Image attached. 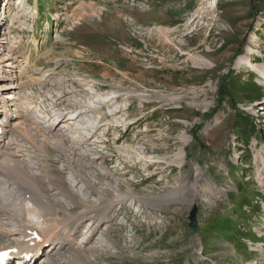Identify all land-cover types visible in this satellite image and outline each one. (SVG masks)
Listing matches in <instances>:
<instances>
[{"label": "rangeland", "instance_id": "rangeland-1", "mask_svg": "<svg viewBox=\"0 0 264 264\" xmlns=\"http://www.w3.org/2000/svg\"><path fill=\"white\" fill-rule=\"evenodd\" d=\"M0 51V120L20 83L16 148L92 204L34 187L77 210L92 263L264 264V78L235 65L264 66V0H0ZM16 186L0 226L41 225Z\"/></svg>", "mask_w": 264, "mask_h": 264}, {"label": "bare ground", "instance_id": "bare-ground-1", "mask_svg": "<svg viewBox=\"0 0 264 264\" xmlns=\"http://www.w3.org/2000/svg\"><path fill=\"white\" fill-rule=\"evenodd\" d=\"M8 56L10 57V55ZM6 58L8 57L2 56V52L0 51V64H4V59ZM242 64H247L251 69L257 72L261 78H264L263 65L253 64L245 59L244 55H239L235 60V65L241 66ZM6 66L13 67L12 63L2 65V73L9 72L4 68ZM1 78L2 76H0V79ZM7 88L12 90L3 94L4 99L2 100L1 106L5 117L4 119L0 120V185L9 181L16 183V187L21 188L22 190L23 202L29 208L28 211L34 212L36 214V217L40 221L41 225L36 226L32 219L28 221L21 219L18 228L14 231L6 228V225L3 227L0 226V238L2 239L0 240V258H8L10 254H16V257H21L24 256V254H26L28 251H32L31 258H24L22 264H39V259L41 263L44 262L47 264L46 260L51 258V254L64 246H70L72 243H74L72 245V255L65 256L64 263L67 262L69 264V262H74V260H76L81 264H94L91 262L87 254V251H89L93 246L89 247L85 244H80L76 240L79 226L75 225L80 222H76L74 228L72 229H70L68 227V223L65 222L67 220L76 219L78 216L77 210L71 208V206L68 208L61 198L55 197L54 199H49L47 197L49 202H45L44 198L41 197L37 191H35L34 187L36 186L41 193H45L48 196V184H50L53 186V189H55L57 192H60V195L65 198L66 202L68 201L70 205L75 204L78 209H80L79 207H91L92 204L84 202L83 205H80L76 200L77 196L74 192V189L66 185L65 180H50L47 183L45 178L48 177V175L45 177H40L28 170L27 163L23 160V152H25L27 149L24 148V146L16 148V146H18L19 140L11 133V129L14 127L13 124L16 125L19 123V121H17V123H12L14 121L12 118H22V115H20L17 110L18 107L15 108L16 104L13 103L15 100H17L21 85L20 83L12 84L8 87L1 88V90ZM103 100L105 101L107 98L105 97ZM71 118L75 117H69V119ZM7 134H10L8 136H13L8 138ZM4 137L8 139L4 141ZM27 194H29L27 197L28 199H26ZM128 195L129 194L127 192L116 195V197H119L120 200H124L126 196L128 197ZM0 196L3 199L5 198V194L1 191ZM2 204L4 203H2L0 200V205ZM24 208L25 207L22 206V210H24ZM80 212H85L83 216H80L84 218L88 216L87 210H81ZM31 223L33 226L30 225ZM9 240H15L16 243L9 245L4 243L5 241ZM45 250L46 252L43 253ZM40 251V258L38 257L37 259Z\"/></svg>", "mask_w": 264, "mask_h": 264}, {"label": "water", "instance_id": "water-1", "mask_svg": "<svg viewBox=\"0 0 264 264\" xmlns=\"http://www.w3.org/2000/svg\"><path fill=\"white\" fill-rule=\"evenodd\" d=\"M196 212H197V208L196 206H194L189 216V226L193 230L197 228Z\"/></svg>", "mask_w": 264, "mask_h": 264}, {"label": "trees", "instance_id": "trees-1", "mask_svg": "<svg viewBox=\"0 0 264 264\" xmlns=\"http://www.w3.org/2000/svg\"><path fill=\"white\" fill-rule=\"evenodd\" d=\"M220 95H223V91L221 90V87H220V91H219ZM225 93H228L227 91Z\"/></svg>", "mask_w": 264, "mask_h": 264}]
</instances>
